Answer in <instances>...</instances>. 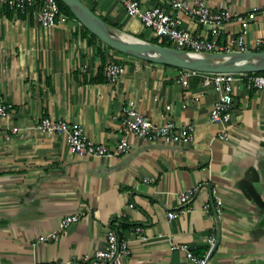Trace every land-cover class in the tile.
Here are the masks:
<instances>
[{"label":"crops","instance_id":"crops-1","mask_svg":"<svg viewBox=\"0 0 264 264\" xmlns=\"http://www.w3.org/2000/svg\"><path fill=\"white\" fill-rule=\"evenodd\" d=\"M82 1L119 32L154 38L128 15L125 0ZM139 1L147 8L163 4ZM202 1L244 17L258 11L247 35L249 49L257 51V41H264V0ZM180 16L184 30L212 38L209 27ZM241 31L240 24H227L219 45L232 47ZM110 55L78 19L68 16L47 28L34 10L17 13L0 0V98L12 106L9 118L0 117V264L81 259L103 248L111 229L131 242L125 264H192L174 245L210 256L208 264H264V90L238 83L223 140V127L210 119L219 95L204 90L203 73L123 54L116 57L125 73L112 83L105 74ZM130 99L155 123L194 125L193 141L131 137L127 154L89 158L72 153L63 136L35 130L45 117L65 119L82 125L93 141L115 147ZM190 191L193 198L182 205L179 196ZM219 201L220 213L206 212L208 203ZM80 211L81 220L58 240L41 241Z\"/></svg>","mask_w":264,"mask_h":264},{"label":"built area","instance_id":"built-area-1","mask_svg":"<svg viewBox=\"0 0 264 264\" xmlns=\"http://www.w3.org/2000/svg\"><path fill=\"white\" fill-rule=\"evenodd\" d=\"M163 4L145 7L139 0H125L127 13L131 17L140 19L146 29L150 30L159 43L168 41L171 47L177 50L193 51L197 53H229L249 52L247 35L251 21L258 16V11H252L244 17L231 10H215L202 0H160ZM3 3L17 13L35 11L38 22L44 27H54L68 21V16L61 13L58 0H3ZM171 9L176 13L171 12ZM198 21L201 25L210 28L212 38L194 35L182 28L180 15ZM238 23L242 27L241 33L232 40V47L225 48L219 45V39L227 24ZM264 41L258 40L257 51H260ZM109 62L105 67V74L110 82H116L124 73L125 65L118 61L117 55L122 53L112 49ZM183 73H193L183 70ZM198 73V72H197ZM205 76L203 88L212 90L219 95L210 114L212 122L219 123L223 129L220 138L229 137L228 127L233 117L236 102L235 89L238 83H243L248 89L264 90V74L258 73H203ZM169 112L171 107H166ZM12 106L0 98V117L9 118ZM120 121V141L115 147L93 141L85 128L65 119L45 117L35 126V130L49 135L63 136L72 153L79 157L101 158L123 156L131 149L130 138L137 137L145 142L163 141L167 144H189L194 139L195 127L188 124L180 126L176 121L169 119L164 124H158L144 115L135 100L130 99L125 103ZM14 134H19L20 129L14 128ZM195 191L183 193L179 196L182 205L187 204L194 196ZM207 213L222 210L221 201L215 206L208 203L205 206ZM185 209L178 213H169V218L174 219L183 214ZM83 212L67 216L60 224L57 231L42 237L41 241L58 240L60 234L74 223L81 220ZM143 228L138 227L136 234L144 239ZM214 242V241H213ZM174 249L187 253L192 264H206L207 258L195 256L188 245H174ZM132 255L131 242L115 230L111 229L105 240L103 248L93 254H88L77 260H70L60 264H125Z\"/></svg>","mask_w":264,"mask_h":264},{"label":"water","instance_id":"water-1","mask_svg":"<svg viewBox=\"0 0 264 264\" xmlns=\"http://www.w3.org/2000/svg\"><path fill=\"white\" fill-rule=\"evenodd\" d=\"M81 24L112 49L141 60L198 73L264 72V51L197 53L124 37L97 16L82 0H62ZM210 256L207 258L208 264Z\"/></svg>","mask_w":264,"mask_h":264},{"label":"trees","instance_id":"trees-1","mask_svg":"<svg viewBox=\"0 0 264 264\" xmlns=\"http://www.w3.org/2000/svg\"><path fill=\"white\" fill-rule=\"evenodd\" d=\"M58 2H59V7H60V11H61V13H63V14H65V15H67V16H71V17H74V18H76L75 17V15L73 14V12H72V10L62 1V0H58ZM77 19V18H76ZM84 29H85V31L88 33V34H90L94 39H96V40H99L102 44H103V46H105L107 49H109V50H112V48L111 47H109V46H107L105 43H103L96 35H94L93 33H91L88 29H86L85 27H84ZM151 43H154V44H160V45H162V46H166V47H171V45H170V43H168V41H164V42H162V43H159V40L158 39H156V38H152L151 39ZM121 54V53H120ZM258 74H264V72H260V73H258ZM203 258H205V257H203Z\"/></svg>","mask_w":264,"mask_h":264},{"label":"bare ground","instance_id":"bare-ground-1","mask_svg":"<svg viewBox=\"0 0 264 264\" xmlns=\"http://www.w3.org/2000/svg\"><path fill=\"white\" fill-rule=\"evenodd\" d=\"M119 33H121V32H119ZM124 37H126L127 39H129V40H133L134 42H138L136 39H134L132 36H130V35H127V34H124V33H121Z\"/></svg>","mask_w":264,"mask_h":264},{"label":"rangeland","instance_id":"rangeland-1","mask_svg":"<svg viewBox=\"0 0 264 264\" xmlns=\"http://www.w3.org/2000/svg\"><path fill=\"white\" fill-rule=\"evenodd\" d=\"M143 40V39H142Z\"/></svg>","mask_w":264,"mask_h":264}]
</instances>
